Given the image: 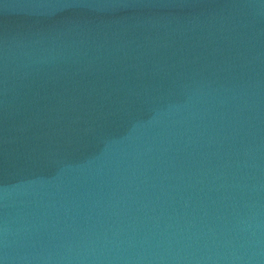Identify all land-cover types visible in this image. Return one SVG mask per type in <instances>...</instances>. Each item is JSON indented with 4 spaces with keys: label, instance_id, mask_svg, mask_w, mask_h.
<instances>
[{
    "label": "water",
    "instance_id": "1",
    "mask_svg": "<svg viewBox=\"0 0 264 264\" xmlns=\"http://www.w3.org/2000/svg\"><path fill=\"white\" fill-rule=\"evenodd\" d=\"M3 264H264V0H0Z\"/></svg>",
    "mask_w": 264,
    "mask_h": 264
},
{
    "label": "snow or ice",
    "instance_id": "2",
    "mask_svg": "<svg viewBox=\"0 0 264 264\" xmlns=\"http://www.w3.org/2000/svg\"><path fill=\"white\" fill-rule=\"evenodd\" d=\"M0 264H3V262H2V261H0Z\"/></svg>",
    "mask_w": 264,
    "mask_h": 264
}]
</instances>
